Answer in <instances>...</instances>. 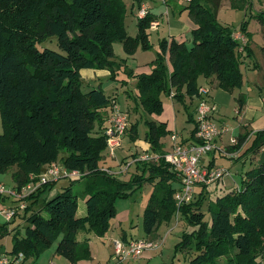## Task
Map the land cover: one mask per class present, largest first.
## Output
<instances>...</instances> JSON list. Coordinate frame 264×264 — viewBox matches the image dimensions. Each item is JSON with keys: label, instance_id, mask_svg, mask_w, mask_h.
Wrapping results in <instances>:
<instances>
[{"label": "trees", "instance_id": "obj_1", "mask_svg": "<svg viewBox=\"0 0 264 264\" xmlns=\"http://www.w3.org/2000/svg\"><path fill=\"white\" fill-rule=\"evenodd\" d=\"M231 1L233 8L246 12L252 9L250 0ZM219 4L220 0H190L184 9L197 26L190 34V43L163 38L149 73L128 72L135 79V105L148 115L162 114L164 96L183 105L187 121L195 124L190 143L196 141V118L184 100H195L197 108L204 98L199 94V78L233 93L242 88L241 66L253 55L247 21L238 27L247 39L242 44L234 39L233 28L217 22ZM124 15L122 0H0V173L15 167L17 188L28 182L29 175L39 176L54 162L80 174L66 179L69 185L45 200L37 211L32 208L37 199L56 182H46L27 197L30 203L22 216L27 226L24 234L13 236L11 254L21 253L25 260H36L55 244V254L70 264L90 260L88 240L77 241L78 232L85 230L104 238L116 215L115 199L126 198L148 184L152 191L142 213L145 235L179 213L187 224L196 227L180 245L195 253L189 264H262L264 163L245 171L238 187L229 188L209 203V221L201 211L208 185H198L195 201L180 207L175 204L180 179L163 158L168 151L161 139L172 132L164 123L144 122V140L158 160L134 162L139 174L122 181L100 167L108 147L104 131L115 98L106 96L101 87L83 91L80 71L108 69L115 78V42L122 44L128 56L138 48H151L147 32L156 17L147 12L137 18V34L130 37L124 28ZM255 18L264 25V10ZM51 37L56 38L60 52L37 49L36 44ZM243 105L244 98L239 95L238 112ZM136 124L131 126L132 132ZM247 137L234 147L242 145ZM181 142L188 143L182 138ZM263 146L264 130L256 131L243 154L255 155ZM81 181L85 215L76 217L78 196L72 186ZM5 232L3 225L0 234Z\"/></svg>", "mask_w": 264, "mask_h": 264}, {"label": "rangeland", "instance_id": "obj_2", "mask_svg": "<svg viewBox=\"0 0 264 264\" xmlns=\"http://www.w3.org/2000/svg\"><path fill=\"white\" fill-rule=\"evenodd\" d=\"M125 4V15H124V28L127 32L128 36L135 37L137 34V26H136V20H137V14L133 11V8L137 6L139 2L144 3H150V6L153 8L162 7L164 4L161 3L160 0H122ZM227 2V5H224L219 9L218 12H216V20L218 23H221L224 26L235 28L240 25L241 22L244 20L247 21V32L250 35V49L253 53L252 57L249 59L251 64L252 62L256 63L258 62L260 68L257 70H254L256 67H250L249 69L246 68V65L241 66V71L243 74V86L241 89H235L233 91L234 94V100L232 102V105H230L229 108H226L223 112H220V115H215L213 118L216 119V124L219 123L218 118H221L222 122H225V126L228 127L232 132L227 131L223 134H225L222 138L223 142H228L229 139L232 137L233 129H235L237 120L235 119L236 116V108H237V98L239 95L242 94V96H245V94L249 95H255L259 99H264V78L262 75H264V57L262 50H264V25H262L258 19L255 18V15L257 12H255L253 9H249L247 12V15H242L238 8L232 7V1L231 0H223ZM253 3L254 6H261L259 4V0H250ZM182 4L183 6H186L184 3L179 2L178 0H175V3ZM182 7V6H181ZM262 10H264V5L261 6ZM259 11V10H258ZM181 12L186 13L188 15L187 10H185L183 7L181 8ZM180 12V13H181ZM166 15L161 14L160 12L157 13L156 18L158 19L157 26L153 30H148V38H149V44L151 45V48L146 52H154V49L158 50V43L157 40L158 37H161V35H164L163 33H168V25L166 22ZM162 19V20H161ZM235 36H240L243 43L247 42V39L242 36V34L239 32V29L234 30ZM191 41V40H190ZM190 41L188 43H190ZM36 47L38 50H43L45 48L54 50L56 52H60L59 48L57 46V40L55 37H51L49 39H46L44 42L40 44H36ZM113 53L115 56V61L118 64V71L117 74H115V78L111 77V72L108 69H97L96 71L99 72V78L100 80H97L96 85L100 83L101 89L106 94L110 95V98L116 97V105L119 107V109L126 113L129 117V122L131 121V125L134 126L136 123H134V120L137 122L136 124V130L132 132V130L127 129V132L121 137V141L114 147V148H108L104 156L102 157V160L100 161L99 165L102 169H106L109 172L108 174L115 175L117 177H120L119 179L122 180L123 178L129 179L131 175L139 174V171L137 172L134 162L139 160V157H143L145 155H149V150H143L142 152H137V147L139 148L140 144L143 143L144 140V133L146 131L145 127V120L151 119V115H148L143 110L138 108L140 114H137L135 116L134 111L127 109L135 107V103L132 99L127 100L126 103L127 94L128 92L131 95H135V79L132 78L128 72H134L137 73V64L144 63L146 60V57H138L137 59H134L133 55H126L123 46L119 42H115L113 45ZM139 52L141 53L143 50L141 48H138ZM155 57V56H154ZM257 60V61H256ZM256 66V65H255ZM133 70V71H132ZM254 70V71H253ZM93 72V69H83L81 73V78L83 81L82 89L83 91H88L89 89H93L92 86L87 88L86 82L87 79L86 73ZM251 71V73H249ZM261 72L260 73V79H259V85L261 89V93H258L256 91L255 93L252 92L254 90V86L247 83L249 79H252V75L254 73ZM249 73V74H248ZM246 79V81H245ZM100 81V82H99ZM247 82V83H246ZM87 88V89H86ZM247 91V92H246ZM247 96V95H246ZM245 96V97H246ZM167 97L164 96V99ZM143 114V116H142ZM178 124H177V131L178 134H181V137H186L189 133V129L192 126V122L187 121V115L186 113L178 108ZM138 118L137 120L135 119ZM257 119V118H256ZM254 120L250 123V128L256 129L258 126L260 127V130L264 129V126L262 123L257 122V120ZM262 120V118H261ZM153 121V120H152ZM215 122V121H214ZM134 123V124H133ZM238 125V124H237ZM249 129V128H248ZM258 129V128H257ZM256 130V131H260ZM255 131V132H256ZM0 133H3V125L2 121L0 119ZM135 133V137H134ZM134 137V139H133ZM231 137V138H230ZM169 141L168 137L161 139V142L166 145V142ZM140 149V148H139ZM135 153V155H133ZM153 154V153H151ZM150 154V155H151ZM117 156V158L115 157ZM209 156V155H208ZM207 156V157H208ZM207 157L205 159H207ZM111 161V162H110ZM135 161V162H136ZM216 165H225L229 160L225 159V157H221V155H216ZM155 162V161H154ZM227 165V164H226ZM247 165H249L247 163ZM126 166H129L127 170H124ZM240 165L237 166V168ZM15 170L14 168H11L7 170L4 173H0V183L5 186V188H13L15 187V182L12 179V174ZM114 172V173H113ZM117 173V174H115ZM240 175H235L234 179L231 180V177H227V179H224L225 187L223 186V179L218 180L211 185L207 186V196L203 200V204L201 206V211L205 214V220L209 221V211H208V205L209 203H213L216 197H220L224 195L225 191H227L229 188H234L236 184H239L240 182ZM122 178V179H121ZM126 180V181H127ZM123 181V180H122ZM70 182L69 180H62L60 185L68 184ZM218 185L219 188H216ZM227 184V185H226ZM83 183L76 182L73 184V193L77 195V200L79 203V206H82V198L80 195V192L82 190ZM196 189V188H195ZM152 191L151 185H144L141 189H136L132 192V194L126 198H116L113 207L115 209V217L110 221V227L108 232L105 234L106 240H102L103 238H99L97 235H95L93 232H87L85 230H81L77 234V241L81 242L84 239L88 240V244L92 242V247L98 246V251L101 252L100 256L93 260L92 264H115V257L113 255V249H112V243L117 240L121 239L123 235L127 237L128 239H149L150 241H154L158 244V247L152 250H144V252H149L151 255V258L149 261H146L145 259H139L140 264H189V261L194 257L195 253L192 249L188 248H182L180 245L182 243V240L185 236L190 237L193 233V231L196 230V227L187 224V222L181 217L179 213L175 214L171 220L167 222H161L158 224L154 232L147 236L144 234L142 229V213L145 209L148 199L150 196V193ZM200 191V188L198 186V189H196V192L194 191L193 199L194 201L197 199V195ZM131 191H128L130 193ZM127 193V192H126ZM7 200H11V198H6ZM42 199L43 197L39 198L38 201L34 204V210H39L42 207ZM192 199V200H193ZM16 203V202H15ZM13 204V208L17 209V215L16 218L13 221H6L5 217L0 213V228L1 226L5 225L6 232L0 234V256L6 255L10 257L11 250H12V240L13 236L16 233L24 234V229L27 226V224L23 221L22 216L24 214V210L19 208V205ZM81 208V207H80ZM45 216V212L43 211L41 213ZM130 216V219H127V216ZM130 221L132 222L133 226H130ZM103 244H106L104 247ZM142 253V254H143ZM142 254L140 257H142ZM110 255V257H109ZM52 257L54 260L52 261ZM109 257V260H108ZM40 262L43 261L44 263L47 262L50 263L52 261V264H64L66 263V260L62 257L55 254V244L49 248L48 250L44 251L39 255ZM261 263L264 264V258L261 259ZM34 260L33 258H27L25 260L26 264H32ZM134 262V261H131ZM125 264H129V262H125Z\"/></svg>", "mask_w": 264, "mask_h": 264}, {"label": "crops", "instance_id": "obj_3", "mask_svg": "<svg viewBox=\"0 0 264 264\" xmlns=\"http://www.w3.org/2000/svg\"><path fill=\"white\" fill-rule=\"evenodd\" d=\"M160 1H161L162 4H164V6H162L160 8L158 7V9L156 7L155 8L151 7L150 3H144V2L141 3V2H139L138 4H140V5L137 4V6L133 8V11L136 14H138V12H139V10L141 8H146L147 12H149L152 15H154L155 17L157 16L158 12H160L161 14H165L166 15V17H165L166 18V22H167V25H168V29H167L168 33L167 34L163 33L164 35H161V37H158L157 40L159 41V40H161L163 38L167 39V40L174 39V40H176L178 42H185L186 44H189L188 42L191 40V35L190 34H191V32L193 30H195L197 28V26L193 23V21L188 17V15L186 13L181 12V8L182 7L184 8V6L182 4L180 5L177 2L175 3V0H160ZM254 4L255 3H253V8L252 9L255 12L262 11L261 6L264 5V0H259V4H261V6H254ZM224 5H227V2L223 1V0H220V4H219V7H218L216 12H218L219 9L221 7H223ZM239 10H240L239 12L242 15H246L247 12H248V11L246 12L243 9H239ZM158 22L159 21L156 18L155 23H158ZM238 27L239 26H237V27H235L233 29L235 30ZM153 29L154 28L152 26H150L149 30H153ZM157 51L158 50H156V48H155L154 52L142 51L140 53L139 49H137L136 52L133 54L134 59H137L138 57L139 58L140 57H146V60H148V61H145L144 63H139L138 62V64H137V68H138L137 69V73H134V72H131V73H133L134 75L135 74H140V73H149L151 71V62L155 59L154 56H156V52ZM262 53H263V57H264V50H262ZM244 65H246L247 66L246 68H248V69L250 67H253V68L256 67L254 70H257V71H258V68L262 69L258 62H256V63L252 62V64H251L249 59H246V61L244 62ZM168 68H170L169 64H168ZM249 73H251V71H249ZM260 73L261 72L254 73L252 75V79H249L248 83L246 82L247 83L246 84L247 87H248V84H250V83H251V85L254 86V90H252L253 93H255L256 91H258V93H261V89L259 88L260 87V85H259L260 84L259 83ZM99 74L100 73L97 72L96 70H93V72L90 71V72L86 73V77L85 78L87 79V81H85V82H86V87L87 88H89L91 86H92V88L101 87L100 83L98 85H96L97 80H100ZM262 77L264 78V75H262ZM245 81H246V79H245ZM198 84H199L200 87L209 90V95H210L211 102H212V104L217 106V109H218L217 114L218 115H220V112H223L224 110H226V108H229L230 105H232V102L234 100L233 99L234 98V94L233 93L226 92V91H223L221 89L216 88L215 87V82H213V81H211V84L210 83L208 84V82L204 78H199ZM104 94L106 96L110 97V95L106 94L105 92H104ZM245 96H243L244 105H243V108L241 109V111L238 112V106L236 108V116L237 117L235 119L237 120V122H236L235 129H233V133H232V136H231L232 138L230 137L231 139H235L236 140V144H234V145L231 144L230 143L231 139H229L228 142H226V143L223 142L222 138H223V136L225 134H221L216 139V146L221 148V149H224L225 151H227L228 155L225 156L223 154H220L219 151H214V152H211L209 154V156L206 155L201 161L202 165L206 166V167H209V166H212L213 168L223 167V168L229 170L230 173H231V178H230L231 180L234 179L235 175L238 174V175L241 176L245 171H247V170H249V169H251L253 167H257L261 163H264V146L255 155H249V156L245 155L244 156V154H243L247 150V148L249 146V143H250V140L253 138V133L256 130H260L259 126L257 127L258 129L256 128V129H252L251 130L250 123L257 118L256 119L257 122L262 123L263 126H264V99H259L255 95H249L248 93L245 94ZM127 98L128 99H126V103L128 102L127 100H129V99H132L133 102L135 103L136 94L135 95H131L128 92ZM162 101H163V112H162V114L159 115V116L151 115V119H146V120L150 121V122H154L156 124L157 123H164L166 125V129L168 131H176L178 133V131H177V124H178V122H177L178 121L177 112H178V108L179 107H180V109H182L184 111L183 105L178 103V102H176L175 100H173V99H171L169 97H167L166 99H164V97H162ZM184 103H185V105L189 106V110L192 111L193 119L195 120V118H196L195 109H196V105H197L196 101L195 100H189L188 98H185ZM115 104H116V97H115ZM127 109L131 110L132 112L134 111L135 116L137 114H140L139 111L137 110L138 108L136 106L132 107V108H128L127 107ZM142 116H143V114H142ZM261 118H262V120H261ZM128 119H129V117H128ZM135 119L137 120L138 118L135 117ZM214 121L216 123V119H214ZM218 121H219V123L216 124L218 127H224V128L228 129V127L224 125L225 122L221 121V118H218ZM134 123H137V122L134 120ZM131 126L132 125H131V121H130L129 122V129L131 128ZM194 127H195V124L193 123L192 126L189 129L190 131H189L188 135L186 137H181L182 135L180 134L181 135L180 137L184 141H188V143H189L190 133L194 129ZM96 129L97 128H95V131H96ZM228 131L232 132L230 129H228ZM247 134H248V137H247L246 141L242 145H238V147L235 148L234 146L237 145V142L240 139H242L243 137L247 136ZM168 140H169V137H168ZM142 142L143 143H141L139 145L140 149L137 147V149H136L137 152H142L143 150L144 151L145 150H149V145L145 141H142ZM108 148L109 147H107L106 150L103 152V156L106 153V151L108 150ZM164 149H166L169 152V150H170V140L166 142V145L164 146ZM217 154L221 155V157H225L226 160L227 159L229 160V162L226 163L227 165L226 164L225 165L224 164L223 165H219V166L216 165V162H217L216 161V155ZM133 155H135V153ZM115 157L117 158V156H115ZM206 157H207V159H205ZM247 163L249 165H247ZM238 165H240V166L237 168ZM15 172H16V168H15L13 174ZM13 174H12V179L15 182V180L13 178ZM115 174H117V173H115ZM224 179H227V177L224 178ZM224 179L222 180L223 181L222 183H223V186L225 187ZM122 180L126 181L127 179L123 178ZM61 181L62 180L54 181L56 183L51 185V186H49L46 189V191L39 197V198L43 197L42 204H43V202L45 200L52 198L54 195H56L57 193L63 191V189L69 185V182H68V184L60 185ZM15 185H16V182H15ZM235 187H238V184H236ZM216 188H219V187L216 186ZM38 199H37V201H38ZM84 201L85 200L82 199V203H83V204H81L82 206H79V203H78V209H77L76 217H82V216L85 215V204H84ZM12 202L14 204L15 200H13V199H11V200L8 199L7 200L6 198H3V199L1 198L0 199V207L1 206L13 207ZM25 203L28 205L30 202L25 201ZM19 204L20 203H18V202L15 203V205H17V206ZM32 208L34 209V206ZM127 219H130L129 214L127 216ZM129 224H130L131 227L133 226L131 221H130ZM132 239L133 238L128 239L127 237H125V235H123V237H121V239H117V240L128 241V240H132ZM102 240L104 241V240H106V238L104 237ZM103 246L105 247L106 244H103ZM89 248H90L91 259L90 260H81V261H78L76 264H92L93 263L92 261L96 260L100 256L101 252L98 251V246L92 247V242H91V244L89 243ZM109 257H110V255H109ZM109 257H108V260H109ZM150 258H151V255L149 254V252H144L142 254V257H140L139 259H145L146 261H149ZM53 260H54V258L52 257V261ZM138 260H136L134 262H129V264H140ZM52 261H50V263L47 262V264H52ZM24 264H26V263L24 262ZM32 264H46V262L45 263L43 261L40 262V260L38 258V259H36V261H33ZM64 264H70V263L66 260V263H64ZM123 264H125V263H123Z\"/></svg>", "mask_w": 264, "mask_h": 264}, {"label": "built area", "instance_id": "obj_4", "mask_svg": "<svg viewBox=\"0 0 264 264\" xmlns=\"http://www.w3.org/2000/svg\"><path fill=\"white\" fill-rule=\"evenodd\" d=\"M185 5H188L190 0H178ZM147 13L146 8H141L137 14V18H142ZM153 28L157 23L151 24ZM243 36V35H242ZM234 39L239 40L242 44L240 36H235ZM204 98L199 101L196 108V141L193 143H182L180 136L172 131L169 135L170 150L164 155V160L177 173L180 179L179 189L174 195L175 204L177 207L189 203L193 199L195 188L198 185H211L212 183L222 180L226 177H231L229 170L223 167L209 168L202 165V159L211 152L219 151L225 156L228 152L216 146V139L228 129L218 127L213 118L217 114V106L212 104L209 92L205 88L199 90ZM172 96V94H171ZM129 127L128 115L122 112L118 106L113 105L110 114L107 118V128L104 135L107 137V145L114 148L121 140V137L126 133ZM231 144H236L235 139L230 140ZM151 154V153H150ZM139 157L137 161H152L156 162L158 156L155 154ZM136 161V160H135ZM133 161V162H135ZM126 166L124 170H127ZM105 170V169H104ZM106 172H109L105 170ZM77 171H68L61 164L54 162L49 164L39 176H28V182L20 188H5L0 183V199L11 198L15 202L20 203L19 208L25 209L26 199L31 194L35 193L46 182H54L62 179H74L79 177ZM36 178V179H35ZM0 213L5 217L6 221H10L17 214V209L13 207H0ZM158 247V244L149 239H135L129 241L115 240L112 243L113 255L115 264H123L125 262L136 261L140 258L142 251L152 250ZM0 256V264H24L25 258L23 254H10Z\"/></svg>", "mask_w": 264, "mask_h": 264}, {"label": "water", "instance_id": "obj_5", "mask_svg": "<svg viewBox=\"0 0 264 264\" xmlns=\"http://www.w3.org/2000/svg\"><path fill=\"white\" fill-rule=\"evenodd\" d=\"M43 172H44V170H43Z\"/></svg>", "mask_w": 264, "mask_h": 264}]
</instances>
